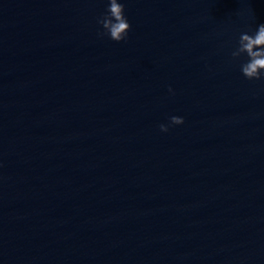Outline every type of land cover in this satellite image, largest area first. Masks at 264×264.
<instances>
[{
  "label": "water",
  "instance_id": "1",
  "mask_svg": "<svg viewBox=\"0 0 264 264\" xmlns=\"http://www.w3.org/2000/svg\"><path fill=\"white\" fill-rule=\"evenodd\" d=\"M118 2L0 0V264H264V0Z\"/></svg>",
  "mask_w": 264,
  "mask_h": 264
},
{
  "label": "clouds",
  "instance_id": "2",
  "mask_svg": "<svg viewBox=\"0 0 264 264\" xmlns=\"http://www.w3.org/2000/svg\"><path fill=\"white\" fill-rule=\"evenodd\" d=\"M106 14L98 18L97 23L102 26L103 32L98 33L101 37L107 35L117 43L125 42L131 25L125 16V8L118 0H108ZM247 56V62L241 65V72L248 80H264V24L258 27L254 34L241 33L238 47L231 53L233 60L241 56ZM169 92L172 89L169 88ZM170 124L179 126L184 124L181 117L173 116ZM161 132H168L169 126L161 124Z\"/></svg>",
  "mask_w": 264,
  "mask_h": 264
}]
</instances>
